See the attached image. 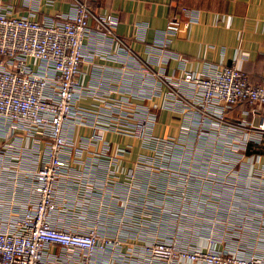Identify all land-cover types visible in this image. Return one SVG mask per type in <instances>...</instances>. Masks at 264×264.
Masks as SVG:
<instances>
[{
    "label": "built area",
    "instance_id": "2783aa9c",
    "mask_svg": "<svg viewBox=\"0 0 264 264\" xmlns=\"http://www.w3.org/2000/svg\"><path fill=\"white\" fill-rule=\"evenodd\" d=\"M40 1L22 0L27 14L20 16L13 14L10 4L0 2V120L6 128L1 149L9 153L8 160L0 163V174L11 171V160L19 159L28 170L20 171L23 175L15 182L29 186L17 201H6L0 192V264H264V244L259 241L262 235L252 245L246 233L251 227L247 226L249 217L255 225L264 224L261 155L254 164L247 158L245 166L240 165L249 171L259 170L252 178L253 185L250 183L257 194L256 201H250L246 194L243 206L228 203L226 208L231 209L223 213L225 217L210 211L207 207L214 202L200 200L197 194L198 189L211 184L214 175L185 172L178 176L179 188L170 190L183 206V228H170L163 235L146 237L123 250L120 239L100 233L99 222L89 223L85 216H79L77 222L71 223L74 214L67 198L69 190L93 182L76 167L87 168V175L96 165V161L89 162L91 165L83 161L88 143L85 139L76 142L75 128L80 124L92 126V142L101 141L102 132L149 140L155 121L154 114L148 116L131 107L130 96L115 99L111 97L112 90L96 92L84 83L80 65L96 57L86 47L87 40L101 39L108 48L106 58L120 64V70L131 81L137 77L145 83L148 90L142 98H153L166 88L164 107L185 117L180 127L181 140L174 141L184 158L191 153L183 150L185 143H189L188 149L190 143H197L185 136H202L205 144L212 137L210 129L228 133L235 127L247 126L246 119L234 123L226 117L237 104L246 103L259 110V122L254 128L264 132V83H250L236 64L206 63L200 71H191L185 68V57L167 51L171 38L186 34L196 22V12L184 6L171 13L166 28L156 32L147 58L141 59L115 33L117 16L95 12L86 2L73 0L67 12L35 19ZM144 28L142 24L138 28L137 39H143ZM170 59L179 62L177 75L167 73L163 66ZM105 82L107 87L113 84ZM95 86L102 88L104 83L99 80ZM86 96L100 104L95 108L79 105ZM170 142L164 144L167 149L159 150L164 163L171 157L166 154L173 145ZM109 150V143L103 141L104 155L109 156ZM124 153L123 148H115L109 160ZM243 154L236 153L241 157ZM206 158L214 157L207 154ZM257 163L260 165L255 166ZM224 166L223 173L228 164ZM231 166L230 163L229 174ZM157 167L165 169L166 164ZM129 174L134 177L130 171ZM242 175L248 179L252 173ZM243 181L239 184L234 180L223 187L232 191V197H238L234 194L237 189H248ZM203 206L207 209L205 217L198 218ZM236 209L239 219L231 216ZM235 230H240L238 238L232 234ZM256 232L260 233L261 227Z\"/></svg>",
    "mask_w": 264,
    "mask_h": 264
},
{
    "label": "crops",
    "instance_id": "0c3cea01",
    "mask_svg": "<svg viewBox=\"0 0 264 264\" xmlns=\"http://www.w3.org/2000/svg\"><path fill=\"white\" fill-rule=\"evenodd\" d=\"M72 1L51 0V3L47 4L42 0L34 18L41 19L43 16L67 12ZM81 1L86 2L95 12L117 16L119 23L115 33L124 39L141 59L147 58V51L152 48L156 32L166 28L171 13L178 6L192 9L196 12V22L190 25L186 34L172 37L167 51L185 57V68L191 71H200L206 63L236 64L245 72L250 83H264V0ZM0 2L10 4L16 16L27 14V10L22 7V0ZM141 24L145 25V28L142 29L143 39L140 40L136 35ZM101 43L99 38L86 41V47L94 51L96 57L80 65L84 72V83L96 92L98 89L112 90L111 97L115 99L130 96L131 107L144 111L148 116L154 114L155 121L149 131V140L147 137L102 132L101 141L92 142L89 138L92 136L93 127L82 124L77 126L74 132L76 142L85 139L88 143L87 149L82 153V159L89 165V162L96 161V165L90 168L87 175L84 173L87 168L76 167L82 169L85 179L93 182L74 186L73 191L69 190L67 198L74 214L71 223L77 222L79 216H85L86 222L89 223L99 222L100 233L120 239L124 250L128 245L139 242L138 240L163 235L170 228L184 227L185 222L181 216L183 206L177 196L173 198L170 194V190L179 188V174L186 172L210 175L220 172L215 169L213 161L207 162L209 159L201 156L195 158L200 161L194 158L188 161L184 159L183 153L177 150L178 146H174V141L179 138L181 140L180 127L185 117L183 113L172 112L164 107L166 88H161L159 95L153 98H142L145 90H148L145 83H141L137 77L131 81V77L120 70V64L106 58L108 48ZM178 63L170 59L163 66L167 73L177 75ZM127 77L130 80L126 79ZM99 80L104 83L102 88L95 86ZM105 81L113 84L107 87ZM99 104L91 96L83 97L79 101V105L91 108ZM226 117L230 122L246 119L257 124L260 113L255 106L241 103L233 107ZM5 131L4 122L0 120V163L9 158V153L1 149L5 143ZM185 137L190 141L204 143L202 136L190 134ZM211 139L212 137L209 138ZM103 141L109 143V156L113 155L115 148H123L125 153L116 160H109V156L102 152ZM166 142L173 145L166 152L168 155L170 153L171 157L164 163L165 158L159 156V150L167 149L164 145H167ZM2 154L5 157H2ZM243 155L247 160L248 155ZM11 164V171L0 174V192L6 201H17L28 191L29 186L15 181L23 175L20 171L28 170V166L23 168L19 159L11 160ZM159 164H166L165 169L158 168ZM259 165L260 163L255 164ZM129 171L134 177H131ZM256 172L259 173V170ZM226 180L232 184L231 177L227 176L223 181ZM245 184L248 186L247 179Z\"/></svg>",
    "mask_w": 264,
    "mask_h": 264
},
{
    "label": "rangeland",
    "instance_id": "374dc122",
    "mask_svg": "<svg viewBox=\"0 0 264 264\" xmlns=\"http://www.w3.org/2000/svg\"><path fill=\"white\" fill-rule=\"evenodd\" d=\"M234 123L238 122L237 121H232ZM247 124L246 127H241L237 128L235 127L234 129H231L230 132L224 133L221 131H216L213 129H210V133L212 135V139L208 141V143H201L197 142L196 144L190 143V148L188 149L186 145L189 143H185L183 146V150L189 151L188 155H185V160H190L191 158H196V157H203L206 158L207 154H211L212 157L211 160H206L207 162L213 161L215 164V169L217 172L213 174L214 179L210 181L209 186H205L204 190H198L197 194L199 195L200 200L203 201H208L210 200L211 202H214V205L211 207H207L210 209V211L216 212L218 215L224 216V212H228L229 209L231 208H226L227 204L232 202L233 205H241L243 206V201L245 200V195H248V199L250 201H256L257 199V194L254 190L250 188V183H253L255 173H256V168H254L252 171H249V169H245L243 167H240V165L245 166V157H241L239 155H236V153H241L244 152L248 155V163L255 162V158L257 155H263L262 160L264 161V132H259L256 131L254 126L256 124L250 123ZM217 137H216V136ZM227 136L229 140H225L223 136ZM194 153V154H192ZM229 157V158H228ZM251 157V159H250ZM209 159V158H206ZM196 161H200V159H195ZM236 162V164H235ZM230 163L232 164V170L230 171ZM233 163L235 165H233ZM197 164V163H195ZM224 164H228V169L226 172L223 173V168ZM245 172L252 173V175L248 176V189L247 191L237 189L234 194L238 195V197L234 196L232 197V191L228 190L227 187H223L224 184L225 186H228V181H223V177L221 175H225L226 177L229 176L231 177V180L234 183V180H236L239 184H244V181L246 178L243 177L242 174ZM222 177V179H220ZM220 181V182H219ZM232 183V182H231ZM232 183V184H233ZM252 187V186H251ZM235 199L236 201L234 202ZM207 210L206 206H203L199 208V215L198 218H204L205 215H203L204 211ZM239 214L238 209L232 211L231 216L236 217L237 219L240 218V216H235V214ZM250 219L247 221V226H251L250 230L246 231V233L249 235L250 239L252 240L251 244L253 245L257 240L256 237L259 235H262L259 237L260 243L264 244V224H256L252 222V217H249ZM261 222V221H260ZM242 223V222H241ZM228 225L232 224V222L227 223ZM240 223H237L235 226H237ZM226 225V224H224ZM263 225V226H262ZM253 226V227H252ZM261 227V232L257 233L256 231L259 230ZM263 231V234H262ZM232 233V232H229ZM240 230H235L234 233L236 238L239 237Z\"/></svg>",
    "mask_w": 264,
    "mask_h": 264
}]
</instances>
